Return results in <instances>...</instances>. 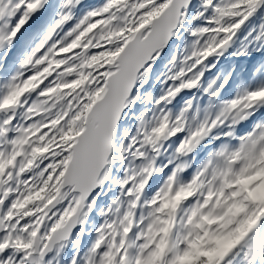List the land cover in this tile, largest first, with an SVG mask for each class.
<instances>
[{"label": "snow or ice", "instance_id": "6c2138e0", "mask_svg": "<svg viewBox=\"0 0 264 264\" xmlns=\"http://www.w3.org/2000/svg\"><path fill=\"white\" fill-rule=\"evenodd\" d=\"M0 264H264V0H0Z\"/></svg>", "mask_w": 264, "mask_h": 264}, {"label": "rangeland", "instance_id": "374dc122", "mask_svg": "<svg viewBox=\"0 0 264 264\" xmlns=\"http://www.w3.org/2000/svg\"><path fill=\"white\" fill-rule=\"evenodd\" d=\"M84 1H86V0H84Z\"/></svg>", "mask_w": 264, "mask_h": 264}]
</instances>
